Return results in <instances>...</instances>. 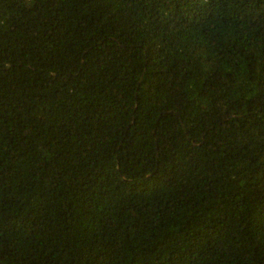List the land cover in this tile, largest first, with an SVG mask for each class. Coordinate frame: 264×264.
Instances as JSON below:
<instances>
[{
	"label": "trees",
	"instance_id": "trees-1",
	"mask_svg": "<svg viewBox=\"0 0 264 264\" xmlns=\"http://www.w3.org/2000/svg\"><path fill=\"white\" fill-rule=\"evenodd\" d=\"M0 264H264V0H0Z\"/></svg>",
	"mask_w": 264,
	"mask_h": 264
}]
</instances>
